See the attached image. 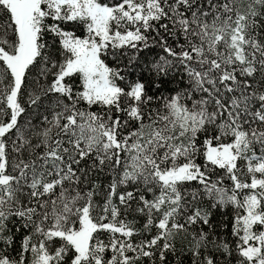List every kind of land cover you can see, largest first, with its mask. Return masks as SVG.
<instances>
[{"label": "snow or ice", "instance_id": "1", "mask_svg": "<svg viewBox=\"0 0 264 264\" xmlns=\"http://www.w3.org/2000/svg\"><path fill=\"white\" fill-rule=\"evenodd\" d=\"M0 264H264V0H0Z\"/></svg>", "mask_w": 264, "mask_h": 264}, {"label": "trees", "instance_id": "2", "mask_svg": "<svg viewBox=\"0 0 264 264\" xmlns=\"http://www.w3.org/2000/svg\"><path fill=\"white\" fill-rule=\"evenodd\" d=\"M78 34H80V33H78ZM151 58V57H150ZM109 59H111V58H109Z\"/></svg>", "mask_w": 264, "mask_h": 264}]
</instances>
